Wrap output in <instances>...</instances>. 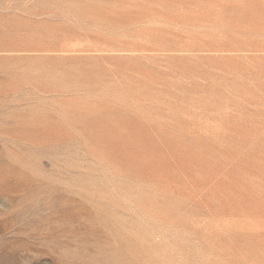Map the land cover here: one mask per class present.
<instances>
[{
    "label": "rangeland",
    "instance_id": "374dc122",
    "mask_svg": "<svg viewBox=\"0 0 264 264\" xmlns=\"http://www.w3.org/2000/svg\"><path fill=\"white\" fill-rule=\"evenodd\" d=\"M0 264H264V0H0Z\"/></svg>",
    "mask_w": 264,
    "mask_h": 264
}]
</instances>
